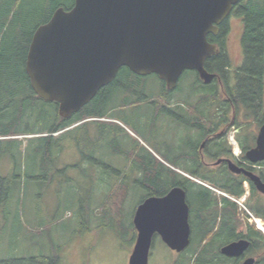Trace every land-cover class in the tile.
Returning a JSON list of instances; mask_svg holds the SVG:
<instances>
[{"label": "rangeland", "instance_id": "rangeland-1", "mask_svg": "<svg viewBox=\"0 0 264 264\" xmlns=\"http://www.w3.org/2000/svg\"><path fill=\"white\" fill-rule=\"evenodd\" d=\"M38 17L34 25L41 21ZM228 20L226 49L236 62L242 24L235 13ZM185 75L178 83L176 95L180 98L189 90ZM149 79L153 89L157 88L155 77ZM27 95L24 90L19 98ZM12 96L11 89L0 91V259L55 252L59 264H128L135 242L132 216L140 193L130 188L123 204L118 201L114 208L108 206L112 189L121 183L120 176L106 166L118 164L112 153L124 148L130 136L146 138L133 125V116L121 108V95L105 106L104 116L109 120L103 118L106 122L102 120L101 125L84 120L80 127L55 137L54 143L38 139V134H24L41 132L52 124L39 109L44 104L23 108ZM18 110L22 116L13 126ZM254 120L242 126L240 143H254L258 130V120ZM43 158L46 167L40 166ZM177 257L159 239H153L148 264H174Z\"/></svg>", "mask_w": 264, "mask_h": 264}, {"label": "water", "instance_id": "water-1", "mask_svg": "<svg viewBox=\"0 0 264 264\" xmlns=\"http://www.w3.org/2000/svg\"><path fill=\"white\" fill-rule=\"evenodd\" d=\"M239 0H74L69 9L56 8L37 26L30 40L25 71L33 92L56 102L62 118H70L109 84L121 67L144 76L156 74L173 89L185 70H195L208 83L214 74L205 60L219 53L207 40ZM252 162L264 161V123L255 145L246 152ZM238 173L240 169L232 167ZM264 195V181L244 171ZM136 230L128 264H148L154 232L176 252L190 242L188 206L184 191L173 188L163 197H148L132 220ZM245 239L220 249L240 256ZM253 257L241 264H254Z\"/></svg>", "mask_w": 264, "mask_h": 264}, {"label": "flooded vegetation", "instance_id": "flooded-vegetation-1", "mask_svg": "<svg viewBox=\"0 0 264 264\" xmlns=\"http://www.w3.org/2000/svg\"><path fill=\"white\" fill-rule=\"evenodd\" d=\"M230 17L224 21L227 22V29H225L223 37L219 36V38H213L210 41L219 49V53L207 58L204 63L206 70L214 74V76L208 83H205L199 78L195 70H191L196 78L200 80L201 86L210 89L209 92L215 93L219 97L218 100L206 101L200 99L202 98L200 94L198 95L199 99L197 97V99L190 100L180 99L176 94L182 75L179 77L176 86L173 89H168L170 94L167 100L146 99L147 95L142 92L141 86H137L142 80L141 78L153 74L129 76L125 72L120 74L117 72L113 79V81L115 80L114 85L116 88L117 86L126 85L130 80L134 84L128 91V98L130 99L121 101V108L125 113L133 116L136 120L133 125L142 131L141 135L146 139H142L140 136H130L128 144L124 148L120 146L118 151L112 150V157L118 160V164H108L106 167H109L114 174L120 176L121 196L124 200H126L125 198L130 188H134L140 193L132 220L138 205L148 197H163L176 187L184 191L190 225L189 245L177 253L161 240L160 234L154 232L152 236V241L153 239H159L177 256L190 246L196 221L211 225L212 212L223 208V198L209 190L206 184L222 190L216 185L215 178L222 179L225 177L233 182H238L241 179L242 187L247 186L249 188L248 195L251 196L252 187L255 188V186L244 174V171L257 174L260 177L258 174L259 170L264 168V161L252 162L246 157V152L255 145V141L253 144H243L238 141L242 126L254 121V117L248 111L243 113L244 107L231 100L230 91L228 90L234 83L235 73L238 74L240 72L239 68L243 61L239 38L241 30L238 35V45L236 46L239 54L237 63L233 62L231 57H229L226 49L229 33L228 19ZM219 32L213 35L217 36ZM157 79L159 80L158 77ZM112 85L108 93L113 88L114 85ZM104 118L110 119V117L106 116ZM231 129L235 131L234 140L238 146L235 149L227 139V134ZM147 141L154 144L153 147L155 149L150 147ZM232 167L240 169V172L232 171ZM261 180L264 181L262 178ZM195 191L204 195L206 202L201 200L198 196L199 194ZM258 195L264 200L262 193L258 192ZM249 196L246 198V202ZM215 200H217L216 204L214 203ZM217 218L218 223L219 217ZM236 218L238 219L237 213ZM235 223L236 236L232 237V239L224 240L226 242L221 243L219 252L222 246L232 241L241 238L249 240L246 236H243L249 231V226L245 222L239 224L237 220ZM132 229L136 234L133 225ZM217 229L215 227L213 231L217 232ZM239 232H242V236L237 235ZM204 242L206 243V241ZM249 250L250 247L237 257L222 256L228 259H235L237 264H241L248 256L256 258L255 255L247 254Z\"/></svg>", "mask_w": 264, "mask_h": 264}, {"label": "trees", "instance_id": "trees-1", "mask_svg": "<svg viewBox=\"0 0 264 264\" xmlns=\"http://www.w3.org/2000/svg\"><path fill=\"white\" fill-rule=\"evenodd\" d=\"M35 1L0 0V91H10L11 89L13 91V100L19 101L23 108L27 104L32 108L37 102L44 104L45 108L40 107L39 109H42L45 113L44 117H47L48 120L52 119V124L46 126L41 132H26L24 134H38V139L42 141L51 140L54 143V140H56L55 137H59L69 130L63 131L60 135L52 134L62 131L74 123L93 118L96 120H92V123L101 125L102 120H98L97 118L104 117L105 106L109 105L111 100H115V96L118 94L122 97L121 101L130 99L128 98V91H130L134 84L130 80L126 85L117 86L116 88L114 80L113 83L110 82L111 84L109 83L102 87L80 111L69 119H62L58 116L54 102H45L38 98L32 91L29 78L25 71V60L30 40L37 26L45 23L56 8L62 7L69 9L73 5L74 0H67L68 2L66 0ZM232 13H235L241 19L242 25L239 38L243 52V61L239 68L240 72L238 74L235 73L234 83L228 90L230 91L231 100L243 106L246 112L252 113L253 117L257 118L259 127L264 123V0H239L233 7ZM38 16H40L41 21L34 25L33 21L34 19H38ZM224 21L220 26V32L217 36L212 34L207 35L209 42L213 38L223 37V34H225L224 31L227 29V22ZM117 72L118 74L125 72L129 76H136V74L130 72L126 67L119 68ZM184 74H188L183 77L184 79L186 77L188 79L190 78L189 90L186 92V97L180 99H199V96L193 98L195 94H200L202 97L200 99L206 101L219 99L215 93L209 92L210 89L201 86L200 80L196 78L193 72L188 70L184 71ZM150 76L156 77L155 74ZM150 76L141 78L142 80L139 82V85L137 84V86H141L142 92L147 95L146 99L167 100L170 90L157 77L155 79L158 86L153 89L154 86L150 83ZM111 85L113 88L108 93ZM24 90H28L29 95L19 98ZM21 111L18 110L15 112L14 118L12 119L13 126L20 120L22 115L18 114V112L22 113ZM81 125L78 124L73 128L80 127ZM16 135L18 134H12L10 136ZM53 153L54 151L52 149ZM43 160L44 158L40 166L46 167L47 161L45 162ZM258 174L264 180V168L260 169ZM214 180L219 188L231 195L239 196L243 193L241 179L238 182H233L225 177L222 179L215 178ZM121 190L122 186H116L112 189L108 206L114 208L115 204H118V201H120V204H123L121 203L124 200L121 196ZM8 191L9 189L7 190V194ZM195 192L198 193V191ZM198 194L199 198L206 202L204 195L201 193ZM222 198L224 200L223 208L220 210L216 209L215 212H212L213 219L211 220V225L209 223L203 224L202 221H196V223L194 221L191 244L186 251L177 257L174 264H237V260L228 259L219 252L221 243L226 242L224 240L232 239V237L236 236V220L241 224V221L236 218V205L228 199ZM216 202L217 200L214 201L215 204ZM246 204L249 209L264 220V200L260 198L254 187H252L251 196H249ZM217 217H219L218 223ZM215 227L218 228L217 232L213 231ZM249 228L246 235H243L251 241L249 251L257 258L255 264H264V235L253 226H249ZM237 235L242 236V232H239ZM204 250H208L207 253L203 254ZM188 253L189 255H187ZM58 257L55 252L53 255L41 253L40 255L0 259V264H59Z\"/></svg>", "mask_w": 264, "mask_h": 264}, {"label": "built area", "instance_id": "built-area-1", "mask_svg": "<svg viewBox=\"0 0 264 264\" xmlns=\"http://www.w3.org/2000/svg\"><path fill=\"white\" fill-rule=\"evenodd\" d=\"M239 205L243 206L240 201H238Z\"/></svg>", "mask_w": 264, "mask_h": 264}, {"label": "bare ground", "instance_id": "bare-ground-1", "mask_svg": "<svg viewBox=\"0 0 264 264\" xmlns=\"http://www.w3.org/2000/svg\"><path fill=\"white\" fill-rule=\"evenodd\" d=\"M102 116H103V115H102ZM235 148H236V147H235ZM235 148H234V149H235ZM43 161H44V160H43ZM117 213H118V212H117Z\"/></svg>", "mask_w": 264, "mask_h": 264}]
</instances>
